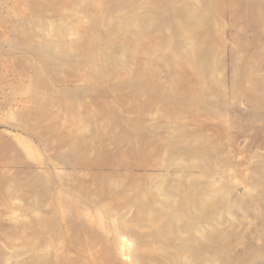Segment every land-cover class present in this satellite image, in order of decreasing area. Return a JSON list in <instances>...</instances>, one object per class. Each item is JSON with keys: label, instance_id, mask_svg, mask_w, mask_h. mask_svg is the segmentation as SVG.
Returning <instances> with one entry per match:
<instances>
[{"label": "rangeland", "instance_id": "1", "mask_svg": "<svg viewBox=\"0 0 264 264\" xmlns=\"http://www.w3.org/2000/svg\"><path fill=\"white\" fill-rule=\"evenodd\" d=\"M149 156L208 202L190 257L108 196ZM76 208L64 264H264V0H0V264H57Z\"/></svg>", "mask_w": 264, "mask_h": 264}, {"label": "bare ground", "instance_id": "2", "mask_svg": "<svg viewBox=\"0 0 264 264\" xmlns=\"http://www.w3.org/2000/svg\"><path fill=\"white\" fill-rule=\"evenodd\" d=\"M158 162L162 169L169 167L167 161H162L159 156H149L146 163L143 162V169L145 170L140 174H135L131 181H126L120 176L109 177L107 179L109 184L106 186L109 195L103 194L113 197L116 202H128L135 205L134 218L138 223L137 225L145 227L144 231H151L156 234L158 240L164 239L160 245L164 246L173 257L181 259L184 253L190 257L195 254V250L189 249L188 242L200 239V234H197V222L202 219L204 207L208 202L203 200L199 191L192 186H188L189 183L185 182L183 177L177 179L170 186L162 184L163 186L157 188L156 191L149 189L148 184L150 181L145 171L158 168ZM138 178H141L143 182L138 183ZM166 181L169 180L166 179ZM123 191L129 192L124 195L120 193ZM158 194H162L163 197H159ZM94 218V221L100 225L99 217ZM87 219V215L80 208L71 209L70 223L65 229L52 233V236L57 239L58 247L56 249L59 251L56 256L57 264H64L70 260L75 245L82 241L78 237L77 231L82 230L81 224L83 221L87 222ZM91 222H87V224L93 226ZM43 223L44 227L48 228V222L43 221ZM120 227L125 228L118 225V228ZM73 229L76 231L75 236L70 234ZM132 229L139 231L137 227ZM184 233H188V235L184 236Z\"/></svg>", "mask_w": 264, "mask_h": 264}]
</instances>
